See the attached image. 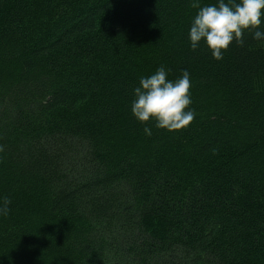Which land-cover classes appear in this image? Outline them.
I'll list each match as a JSON object with an SVG mask.
<instances>
[{"label":"trees","instance_id":"16d2710c","mask_svg":"<svg viewBox=\"0 0 264 264\" xmlns=\"http://www.w3.org/2000/svg\"><path fill=\"white\" fill-rule=\"evenodd\" d=\"M196 11L0 0V264H264V42L192 50ZM161 64L195 117L146 136L132 89Z\"/></svg>","mask_w":264,"mask_h":264},{"label":"clouds","instance_id":"9594fccd","mask_svg":"<svg viewBox=\"0 0 264 264\" xmlns=\"http://www.w3.org/2000/svg\"><path fill=\"white\" fill-rule=\"evenodd\" d=\"M197 9L187 32L189 48L197 49L201 43L212 58L220 60L231 42L244 43L245 31L251 32L253 40L264 42V0H215L201 4L200 0H189ZM168 70L163 64L148 76H140L138 85L132 89L130 113L141 124L143 133L152 134L148 123L157 129L179 130L195 117L188 107L192 101L189 92L191 81L187 69L175 79H167ZM10 200L0 197V216L9 212Z\"/></svg>","mask_w":264,"mask_h":264}]
</instances>
